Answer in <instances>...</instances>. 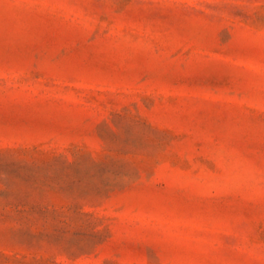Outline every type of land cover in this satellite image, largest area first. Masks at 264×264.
Listing matches in <instances>:
<instances>
[{
    "label": "rangeland",
    "instance_id": "obj_1",
    "mask_svg": "<svg viewBox=\"0 0 264 264\" xmlns=\"http://www.w3.org/2000/svg\"><path fill=\"white\" fill-rule=\"evenodd\" d=\"M0 264H264V0H0Z\"/></svg>",
    "mask_w": 264,
    "mask_h": 264
}]
</instances>
